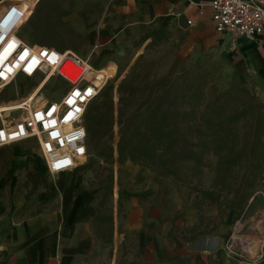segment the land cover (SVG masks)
Segmentation results:
<instances>
[{"label":"crops","instance_id":"obj_1","mask_svg":"<svg viewBox=\"0 0 264 264\" xmlns=\"http://www.w3.org/2000/svg\"><path fill=\"white\" fill-rule=\"evenodd\" d=\"M209 2L40 0L32 20L37 24L46 13L60 10L67 13L62 19L70 26L92 27L87 34L95 45L93 51L97 56L109 57L106 70L117 73L113 58L125 54L132 39L140 40L144 47L152 44L164 48L172 56L171 63L187 58L193 65L227 66L248 80L264 104V33L235 43L229 35H219ZM39 5L42 11L38 10ZM126 167L133 172L135 189H127V218L122 228L136 236L143 252L141 259L146 263L181 264L184 258L185 264H264V259L239 262L225 250L226 238L241 212L225 205L221 209L223 218H218L221 198L217 194H207L204 205L199 207L197 202L184 200L176 187L160 190L148 168L131 161ZM78 171L76 167L52 176L46 167L48 178L42 183L47 196L45 208L34 209L16 221L0 222V264H116V253L124 237L121 233L117 240L116 228L113 252L109 245H102L95 231L97 191L84 182ZM260 181V191L248 204L251 214L245 219L252 230L256 221H264V172ZM179 214L181 218L173 223L170 218ZM201 216L205 222H201ZM207 217L221 222L207 227ZM151 222L155 223L154 228L145 227ZM193 227L202 233L189 240Z\"/></svg>","mask_w":264,"mask_h":264},{"label":"trees","instance_id":"obj_2","mask_svg":"<svg viewBox=\"0 0 264 264\" xmlns=\"http://www.w3.org/2000/svg\"><path fill=\"white\" fill-rule=\"evenodd\" d=\"M40 44L51 46L46 42ZM186 61L187 58L184 60L177 58L169 65L166 73L144 84L120 81L119 92L126 95L132 104L135 103L131 112L128 111L127 103L123 102L118 106L114 97L101 101V96L87 109L85 123L88 131L89 156L93 149L98 157L109 164L103 167L104 174H98L96 177V185L101 187V190L96 196L95 231L102 245L111 247V253L116 231L112 203L116 188L115 164L120 166L131 160L156 172L154 180L160 184L161 178L171 177L179 186L188 185L192 178L202 176L205 170L212 167L205 152L214 149L218 160L213 166L216 172L213 183L231 191L232 198L225 204L233 210L243 209L247 205L250 189L257 185V179H261L264 172V104L247 86L241 87L246 97L229 112L225 109L227 101L222 102V98L227 94L231 95V89L218 93L214 101L215 107L203 117L205 126L199 127L201 135L208 139L200 143L201 150L197 149V143L190 138L182 125L183 121L194 116V111L179 108V97L185 99L194 88L193 83L183 82L179 85L177 81L182 77L188 81L189 69L185 66ZM234 73L239 74L237 71ZM139 91L141 94L135 99ZM120 100L122 102L125 98L122 97ZM241 119L245 120L247 131L240 144L236 123ZM116 124L119 128L118 140L114 144L112 141L116 134ZM239 163H244L245 171L239 185L233 187L230 180L234 167ZM117 194L119 201L117 215L127 218L126 212L122 214V211L127 209L129 200L122 185ZM225 204L220 203V208ZM179 218L180 214L170 219L174 223ZM145 227L152 229L155 223H145ZM191 232L193 235L188 236L189 240L202 233L197 232L196 227H193ZM186 262L187 259L182 258L181 264Z\"/></svg>","mask_w":264,"mask_h":264},{"label":"rangeland","instance_id":"obj_3","mask_svg":"<svg viewBox=\"0 0 264 264\" xmlns=\"http://www.w3.org/2000/svg\"><path fill=\"white\" fill-rule=\"evenodd\" d=\"M42 5H39L38 10L42 11ZM65 14H67L65 11L53 10L49 14L46 13V16L42 18V20L39 19L37 24L32 25H29L26 20L25 23L21 25L24 27L22 31L27 35L29 34L31 40L34 42H46L56 48L71 49L84 57L91 55L97 66L108 65L110 60L109 57L97 56L95 51H93L95 45L88 38L87 34L92 27L86 28L70 26L69 23L64 22L62 19ZM171 57V54L164 51V48H157L152 44L144 47L140 40L132 39L129 45L125 48V54H120L116 57L114 56L113 59L117 65L118 73L113 79L109 80L107 85L108 87L101 95V101L108 97H114L118 106L122 105L123 102L127 103L128 111L131 112L134 109L135 103L132 104L130 100L127 99L126 95H122L119 92L118 86L120 81L127 80L136 82L137 84H144L154 78H158L169 69ZM185 66L189 69L188 81L182 77L177 80L178 84L180 85L183 82H190L193 83L194 88L187 94L189 97L187 96L185 99L179 97V108L184 111H194V116L190 117L187 121H183L182 125H184L185 129L188 131L190 138L197 143V149L201 150L202 148L200 143L204 139H208V137L201 135L199 127L205 126L203 117L205 114H208V112L213 110V107H215L214 101L218 93H221L222 90L231 89V95L227 94L222 98V102L227 101L225 109L229 112L234 106L240 103L242 98L246 97V94L242 91L241 87L247 86L253 91L254 87L248 83V80L241 77V75L235 74L233 71L229 70L227 66L214 65L204 67L193 65L189 61H186ZM116 72L107 70V73L111 76H113ZM36 80L37 79L33 78L29 80L21 78L19 83H16L6 90V94L10 96L6 97L4 100L8 101V99L13 98L12 101L15 102L18 101V99L27 96V92L32 89ZM57 84L58 79L53 78L44 89V92L53 99L59 100V98L63 95V90L56 92L55 90H58L59 87ZM193 91H195V93ZM17 94L19 95L16 96ZM140 94L141 91L135 95V99H138ZM122 97L125 98V100L121 102L120 99ZM1 113L5 116L8 112L4 111ZM115 127L116 134L112 141L114 144L117 143L119 129L117 124ZM236 130L238 134V142L241 144L247 131V124L244 119H241L236 123ZM205 154L207 160L211 161L212 167L205 170L202 176H195L192 178L188 185L180 184L179 186L174 183L171 177L161 178L162 183L160 184L154 180V177L157 174L153 171L152 177L154 182L160 185V190H165V188H178L182 191L181 195L184 200H188L193 203L197 202L199 207L202 204L204 205V202L206 201L205 197L210 193L217 194L221 198L220 203L225 204L227 200L232 198L231 191L227 188H222L220 185L216 186L213 183L214 178L216 177V172L214 171L213 166L218 160V155L215 154L214 149L209 152H205ZM129 161L131 160H128L124 165H114L116 188L112 203L114 205L113 211L115 216V229L117 228L119 232L117 240H119L122 236L124 237L123 242L120 244L118 252L116 253V264H149L146 263L144 259H141L143 252L141 247L137 245L138 243H136V236L122 228L125 220L122 214L125 213L127 209L122 211V216L117 215L119 202L117 192L120 186L122 185L124 187L126 194H128L127 189L130 191L135 189L134 186H132L133 172L126 167ZM131 162L134 165L138 164L137 162ZM106 165L109 164L104 162L101 157H98L95 150L92 149L88 161L79 167L78 172H80V177L84 179V182H86L90 188L92 187L96 189V196H98L101 190V187L96 185V177L98 174H104L102 169L104 166L106 167ZM234 168L235 169L230 182L233 187H237L239 185L240 178L245 171L244 163H239ZM47 178L48 173L46 172L43 158H41L40 145L36 139L20 142L12 146H1L0 222L5 219H12L13 221H16L34 209L45 208L47 205V196L44 195L46 191L43 189L42 183ZM260 180L261 179H257V185L250 189V199L248 200L247 205L243 209L239 210V212H241L240 217L244 220L251 214V206L249 207L248 204L252 202L255 194L260 191L262 184ZM222 207L220 208L219 206L220 211L218 218L220 219L223 218V214L221 213ZM206 219L207 227L215 225L217 223L216 221H218L212 217H207ZM261 221L263 220L259 219L255 222V224L257 226L259 225L258 227H261L259 224ZM218 222H221V220ZM247 227L250 229H248L249 232L253 235L257 232L256 228L252 230L253 226L250 227L247 224ZM121 233L122 236H120ZM108 262L110 261L108 260Z\"/></svg>","mask_w":264,"mask_h":264},{"label":"built area","instance_id":"obj_4","mask_svg":"<svg viewBox=\"0 0 264 264\" xmlns=\"http://www.w3.org/2000/svg\"><path fill=\"white\" fill-rule=\"evenodd\" d=\"M39 1L0 0V103L12 101L4 100L10 96L6 90L21 78L37 79L28 95L18 99L20 106L5 116L0 112V147L36 139L48 173L57 176L88 161L86 112L117 72L111 76L107 65L97 67L91 55L42 45L23 33L21 22L34 24ZM208 5L216 32L234 43L264 33V0H210ZM53 78L58 79L55 91L63 90L59 100L44 92ZM259 224L253 235L242 217L235 223L225 245L231 257L239 262L264 259V221Z\"/></svg>","mask_w":264,"mask_h":264},{"label":"bare ground","instance_id":"obj_5","mask_svg":"<svg viewBox=\"0 0 264 264\" xmlns=\"http://www.w3.org/2000/svg\"><path fill=\"white\" fill-rule=\"evenodd\" d=\"M32 95V99L34 98V95H33V92L31 93ZM22 103L20 101H10V102H7V103H0V112H4L8 109H13L15 108L16 106H20Z\"/></svg>","mask_w":264,"mask_h":264}]
</instances>
